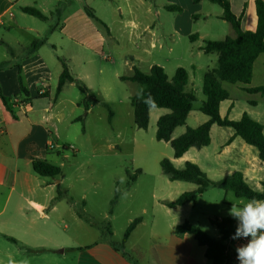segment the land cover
Listing matches in <instances>:
<instances>
[{
    "label": "crops",
    "instance_id": "obj_1",
    "mask_svg": "<svg viewBox=\"0 0 264 264\" xmlns=\"http://www.w3.org/2000/svg\"><path fill=\"white\" fill-rule=\"evenodd\" d=\"M50 1L63 2V0H0V29L4 30V34L10 35L9 40L1 42L7 49V58L2 53L5 58L3 61H11L9 66L0 71V86L6 97L11 98L12 102H18L12 113L5 108L0 99V264H10V262L20 264L25 259L28 264H212V260L205 255L206 247L201 246L194 235L176 234L178 225L185 221L190 222L187 213L189 214L191 206L195 204L187 203L171 208L167 204L176 198L161 196L153 206V212L149 213L146 207H142L140 215L128 219L126 229L135 219L140 218L141 221L122 247L120 244L123 237L120 241L113 239L115 232L112 230L113 227L111 229V224L103 226L88 221L86 203L80 205L73 197L61 190V180L49 179L50 177H43L34 172L33 159L46 160L54 164V156H64L72 149V146L65 144L62 150H59L53 140V137L58 139L59 134L57 129L54 132L51 130L50 123L55 116L54 109L60 103H64L65 89L68 85H75L67 82L60 94H56L63 65L61 59L48 52V30L39 25L35 18L48 22L49 12L52 17L62 22L60 31L64 34V41L68 42L67 47L76 48L73 50L76 56L73 54L70 58L64 59L66 62L74 61L75 57L82 58L86 50L95 51L101 48L106 40L104 34L102 35L94 25L93 21L96 20L86 13L85 7L89 8L88 2L82 0L81 6L76 8H73L72 4L65 5L63 9L68 11V14L60 19L59 9L55 10L57 14L55 15L49 8ZM208 2L211 5H208ZM229 2L233 13L242 18L243 29L256 31L258 25L256 0H229ZM84 3H87V6H83ZM107 4L109 5V3L102 5L107 7ZM168 6H178L182 10H170ZM25 7L39 10L46 19L42 20L23 12L22 9ZM90 9L102 23L96 22L104 25L107 33L110 34L111 29L106 19L98 15L96 8ZM132 11L134 17L127 21L130 25L127 29L130 37L138 39L136 47L144 54L162 56L168 50L167 54L171 55L178 47L185 49L188 47V53L192 57V62L189 64L192 74L189 68H179H184L188 72V84L192 87L198 82L194 74L196 70H203L204 76L205 72L216 67L219 58L217 53H206L203 50L205 41L236 37L232 24L222 18L224 13L222 7L209 0L198 2L163 0L161 3L140 0L135 2ZM120 24H123V19ZM155 26H158V29L162 28L160 34L155 31ZM182 40H185L184 46ZM34 42H38L37 47L30 51ZM8 47L14 50L13 56L8 52ZM260 59L264 67V53H262L254 62L250 84L239 85L237 92L241 90L247 92L246 87L264 85L255 82L257 80L255 75L259 70L257 63ZM154 65L160 66L151 64L149 72ZM20 67L24 85L29 91L28 97L32 99L26 104L20 103V99L24 98L20 96ZM161 67L164 68V65ZM135 68L133 67L131 74L123 76H131ZM263 74L264 68L260 75ZM74 77L79 81L82 79L79 73ZM123 82L136 84L130 81ZM87 89L91 92V87ZM249 94L264 95V93ZM229 95V99L220 104V114L233 120L237 98H231L230 93ZM49 97L54 99L52 107H48ZM69 101L71 106L75 105L80 111H85L80 107L81 100ZM248 107L257 110L260 104L252 101ZM92 109L93 105L89 104L86 115L90 114ZM247 109L245 112L262 124L261 114L259 112L253 114L252 110ZM192 112L193 110L187 117L186 125L174 130L173 139L185 133L187 127L196 128L209 120L207 115L203 117L193 115ZM168 113L170 110L167 108L150 109L149 125L151 121L157 123L161 116ZM193 116L197 121L196 126L189 125V120ZM78 119L75 118V121H79ZM214 134L220 136L217 145ZM210 135V145L200 149L190 148L180 158L174 157L173 150L174 165L177 168L181 165L183 168L185 162L191 161L196 163L209 178L215 179L214 181L240 171L251 187L262 190L264 160L259 158L258 150L248 145L241 137L234 136L235 132L232 128L212 124ZM137 182L136 178L131 183V188ZM160 214L165 215V218L162 217L164 220L160 219ZM114 218L113 213L112 220ZM59 220L66 221L64 227L60 226ZM220 237L219 234L215 238Z\"/></svg>",
    "mask_w": 264,
    "mask_h": 264
},
{
    "label": "rangeland",
    "instance_id": "obj_2",
    "mask_svg": "<svg viewBox=\"0 0 264 264\" xmlns=\"http://www.w3.org/2000/svg\"><path fill=\"white\" fill-rule=\"evenodd\" d=\"M82 0H63V2L50 1L49 8L55 13L59 9L60 19L68 14L63 9L65 5L76 8L81 6ZM88 2L89 8H96L98 15L106 19L111 29L110 34L104 25L93 21L100 33L106 37L101 48L95 51L86 50L82 58L75 57L74 61L67 60L71 73L75 76L79 73L82 76L80 83L84 88L91 87L88 94L82 92L77 85H68L64 92V103H60L53 111V119L50 123L51 130L57 129L59 138L53 137L55 145L62 150L63 145H70L72 149L64 156H54V164L61 169V190L81 205L85 202V210L89 222H96L98 225L106 226L111 224L115 232L114 240L120 241L126 229L128 219L141 214L142 207L153 212V206L161 196L166 198H178L182 193L192 191L196 185L190 182H172L163 173L160 162L167 158L172 160L173 148L165 141L156 139L157 123L151 121L147 130L139 129L134 122V108L131 105V97L137 89L136 84H130L120 80V76L131 74L133 67L139 68L148 74L151 64L164 65L169 80H172L175 71L179 67L189 68L192 57L188 53V47H178L174 54H167L166 50L162 56L146 55L136 47L138 39L129 36L130 18L134 17L132 8L136 1L140 0H83ZM161 3L163 0H152ZM107 4L104 7L102 4ZM84 3L83 6H87ZM208 5L209 4L208 2ZM132 6V7H131ZM131 7V8H130ZM86 8V7H85ZM220 9V8H219ZM55 15H57L55 13ZM48 22H42L35 18V21L48 30V52L59 59H68L74 53L75 47H67L68 42L64 41V34L61 33L62 22L48 12ZM123 19V24L120 21ZM152 20L155 21V19ZM157 23V22H156ZM126 27V29H125ZM155 31L160 34L162 28L155 26ZM0 29V62L7 58V49L2 41L9 40V34H4ZM185 40H182L184 46ZM188 45V44H187ZM5 54V58L3 54ZM76 56V55H75ZM132 57L134 60L132 61ZM198 59H196L197 61ZM262 59L257 63L255 82L264 83V74L260 75L263 64ZM189 72L192 74L191 68ZM198 82L195 86L188 84L186 91L195 95L193 115L203 114L200 111L204 95L203 70H196L194 73ZM224 87L236 97V107L233 113V120H239L242 113L249 108L253 114H261L264 125V95L249 94L243 90L238 91L240 83H223ZM70 99L81 100L80 107L85 110V103L93 105L90 114L80 111L77 106L70 105ZM252 101H257L260 107L257 110L248 107ZM82 102V103H81ZM113 112L112 120H109V109ZM82 104V105H81ZM54 106V99L48 98V107ZM226 107H223L225 112ZM165 110V109H163ZM167 111V110H166ZM257 116V115H256ZM75 118H82V121H75ZM197 121L190 118L189 125L196 126ZM215 145L220 141V136L214 134ZM255 149V148H254ZM256 150V149H255ZM178 168H182L178 165ZM142 172L137 174V184L131 188L128 185L130 175L136 170ZM221 176V175H220ZM124 177V183L121 178ZM217 178V177H215ZM222 178V177H218ZM51 179V178H49ZM212 179V178H211ZM215 180V179H212ZM262 187V186H261ZM119 191V199L114 207L115 218L110 215L111 201L116 190ZM249 199L238 198L230 191L211 187L198 202L191 206L188 220L193 224L201 225L210 236L217 237L219 232L211 224V218H223L232 216L228 214L232 203L242 206L241 201ZM164 214L160 219L164 220ZM236 220V219H235ZM61 227L66 221L59 220Z\"/></svg>",
    "mask_w": 264,
    "mask_h": 264
},
{
    "label": "trees",
    "instance_id": "obj_3",
    "mask_svg": "<svg viewBox=\"0 0 264 264\" xmlns=\"http://www.w3.org/2000/svg\"><path fill=\"white\" fill-rule=\"evenodd\" d=\"M196 2L200 0H195ZM212 3L220 5L224 11L222 18L232 24L236 37H226L223 40H206L203 50L206 53H217L219 55L216 67L204 73L203 76V95L200 111L209 117L204 124L192 128L187 127L185 133L173 139L172 133L179 126L186 125L187 117L193 110L196 97L193 93L186 91L188 84V72L184 68H178L173 79L169 80L163 67L154 65L148 74L135 68L131 76H122V81L136 83L138 88L131 97V105L134 108V122L139 129L147 130L150 122V109L141 99L137 98V91L141 85L144 86V96L150 94L156 102L155 108H167L170 113L163 115L157 122L156 139L158 141L169 142L174 150V157H182L190 148L200 149L211 143L210 130L212 124L221 127L232 128L234 136L241 137L248 145L255 147L259 152V158L264 160V127L254 120L248 113H243L239 120H231L228 117H222L220 114V104L229 99V92L223 87V83H240L249 85L252 79V69L258 56L264 53V0H256V10L258 16V25L256 31H246L242 27V18L237 17L231 8L229 0H209ZM170 10L181 11V7L168 6ZM23 12L45 20L46 17L39 10L33 7H25ZM87 15L99 21L93 11L86 7ZM194 38V36H192ZM38 42H34L29 49L32 51L37 47ZM10 55H14V50L8 47ZM63 71L59 78L56 94H60L63 86L67 83H74L84 93L88 94V89L84 88L80 81L75 78L67 62L61 59ZM11 61L0 62V71L9 66ZM20 103H30L29 91L24 85L22 69L19 68ZM249 93H264V85L259 87H246ZM0 99L5 108L14 113V107L18 102H12V99L6 97L0 86ZM109 120H112L113 112L108 105ZM89 110V104L85 103V111ZM82 121V118L78 119ZM161 168L171 181L190 182L196 185L192 191L182 193L176 200L169 202L167 205L171 208L183 206L187 203L196 204L199 197L202 196L209 188L216 187L225 191H230L238 198L246 199H264V183L262 190H256L251 187L240 171L231 176L214 181L196 164L187 161L182 169L177 168L172 160L163 159ZM32 168L35 173L43 177L58 178L61 175V169L46 160L33 159ZM130 175V182L136 180L137 174L142 171L136 170ZM118 189V188H117ZM119 199V191L116 190L115 196L111 201L110 215L114 213V207ZM141 219H135L126 229L121 246H125L131 233L140 223ZM210 222L214 225L221 237L219 239L210 236L201 225L193 224L189 221L176 227V234L183 236L192 234L201 246L206 247V257L212 260V264H232L233 256L231 254L230 239L235 234L238 221L230 218H211ZM109 225V223H108ZM111 234V231L109 230Z\"/></svg>",
    "mask_w": 264,
    "mask_h": 264
},
{
    "label": "clouds",
    "instance_id": "obj_4",
    "mask_svg": "<svg viewBox=\"0 0 264 264\" xmlns=\"http://www.w3.org/2000/svg\"><path fill=\"white\" fill-rule=\"evenodd\" d=\"M144 86L141 85L136 93L149 109L155 108V99L149 94L144 96ZM124 177L121 183H124ZM120 191V189H117ZM242 206L232 203L228 214L238 221L235 234L231 239L250 238L246 244L236 249L239 264H264V199L241 201ZM12 264V262H10ZM20 264H28L27 259Z\"/></svg>",
    "mask_w": 264,
    "mask_h": 264
},
{
    "label": "built area",
    "instance_id": "obj_5",
    "mask_svg": "<svg viewBox=\"0 0 264 264\" xmlns=\"http://www.w3.org/2000/svg\"><path fill=\"white\" fill-rule=\"evenodd\" d=\"M250 238H240V239H230V247H231V254L233 256L232 264H239V260L237 259V252L236 249L238 246L246 244Z\"/></svg>",
    "mask_w": 264,
    "mask_h": 264
}]
</instances>
